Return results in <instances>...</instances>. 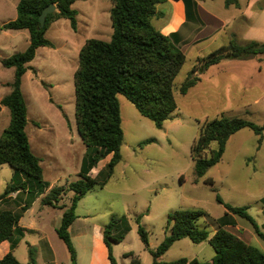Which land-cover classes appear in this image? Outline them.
<instances>
[{
    "label": "rangeland",
    "instance_id": "374dc122",
    "mask_svg": "<svg viewBox=\"0 0 264 264\" xmlns=\"http://www.w3.org/2000/svg\"><path fill=\"white\" fill-rule=\"evenodd\" d=\"M17 2L0 0V26L16 17ZM224 2L203 0L202 6L220 13L225 10ZM71 7L76 11V30L70 27L66 18L52 21L45 33L52 47H37L21 78L20 88L27 108L25 131L32 152L40 159L43 181L49 186L35 199L27 192L23 193L27 198L22 205L30 203L23 211H20L22 205L17 207L12 194L0 199V212L4 209L20 212L19 226L27 228L16 247L15 254L20 262L28 261V247L33 246L36 249L35 264H43V259L37 257V249L43 245L44 239L52 244L57 264H71L54 227L60 223L62 211L69 206L73 191L65 190L56 207L43 204L42 199L50 188H67L70 182L79 178L86 147L75 125L73 73L78 64L79 49L85 40H109L112 33L108 0H76ZM222 13L227 17L232 14L231 11ZM151 23L155 25V22ZM257 24L264 37V14L258 17ZM220 40L218 35L215 43H221ZM28 42L26 30L0 29V61L24 50ZM192 57L188 52L174 79L176 109L162 128H156L140 115L123 95H117L123 131L121 159L105 184L95 185L77 203V218L68 229L76 252V264H89L94 244L95 264L105 263L98 238L102 237V228L112 216L125 218V221L118 220L112 231L113 235L123 236L118 242H110L116 264H132V257L139 264H151L152 257L139 238L138 225L147 231L149 248H155L169 233L168 215L175 210L200 211L196 224L209 235L222 227L264 251V241L254 232L252 225L224 206L244 207L264 233V130L259 147L257 136L248 128L232 134L219 162L210 166L201 177L196 176L190 157L191 144L204 120L225 115L244 118L258 125L264 123V98L258 97L261 89L228 97L206 76L185 94H180L178 87L195 64ZM13 73V67H3L0 62V101L11 90ZM255 74L258 87L264 88V66L260 71L256 67ZM255 97L258 104L240 111H227L231 103L236 106L246 100L253 101ZM258 106L262 112L258 111ZM9 119L8 107L0 103V135L8 126ZM146 139H154V142L139 146ZM210 146L214 148L215 144ZM109 158L107 155L100 160L91 169L90 176L95 177L103 170ZM12 174L10 166H0V196L12 182ZM24 184L30 188L32 196L37 192L34 182L26 179ZM217 195L222 203L217 201ZM30 228L33 230L29 231ZM128 252L131 255L126 256ZM213 255L214 250L206 241L193 243L183 238L175 241L160 261L163 264H173L179 258L209 261Z\"/></svg>",
    "mask_w": 264,
    "mask_h": 264
},
{
    "label": "trees",
    "instance_id": "16d2710c",
    "mask_svg": "<svg viewBox=\"0 0 264 264\" xmlns=\"http://www.w3.org/2000/svg\"><path fill=\"white\" fill-rule=\"evenodd\" d=\"M76 0H18L16 17L3 23L1 30H26L28 45L22 51L15 52L1 59L3 67L14 68L11 90L0 101L8 107L10 119L8 126L0 135V166L7 164L13 169L12 182L8 184L0 199L11 192H27L33 199L44 193L49 184L43 181L40 159L29 144L25 131L27 108L21 92V78L26 72V64L35 55L40 46L52 47L45 37L49 24L61 17L69 20L70 27L76 30V11L71 7ZM111 4L109 13L112 33L109 40L88 38L78 52V64L73 73L74 119L77 133L86 147L85 157L79 170V178L68 184V187L55 186L49 189L42 199L43 204L56 207L58 198L65 190L73 191L70 204L62 211L61 222L55 229L58 238L63 242L71 264H76V252L69 234V227L77 218L75 209L78 201L95 185L105 184L116 164L121 159L120 147L123 131L117 95H123L140 115L150 120L156 128H162L176 109L173 94V82L185 62L183 52L171 39L164 35L152 23L153 18L160 16L156 5L167 0H108ZM188 2V0H183ZM50 3L56 10L48 13L43 26H40L39 15ZM238 5L237 0H225V5ZM256 55L264 56V42L251 40L243 45L230 42L198 59V63L188 72L185 80L178 87L180 94H185L199 80L198 74L209 66L223 59L247 58ZM248 128L257 136V147L263 137L264 123L258 125L253 121L220 115L202 121L198 126L196 138L190 147L197 177L221 159L229 137L241 129ZM154 142L146 139L139 146ZM214 143L215 147L211 148ZM110 155L108 162L95 177L90 171L97 163ZM26 179L34 182L37 192L32 196L30 188L25 187ZM16 195V197H17ZM218 202L222 203L219 196ZM264 202V198L262 199ZM26 203L20 211L28 208ZM231 213L245 218L254 232L264 241L255 220L244 207L224 204ZM201 215L197 210H175L168 215L169 233L155 247L149 248L147 231L138 225L137 232L145 248L152 257L151 264H163L161 256L175 242L183 238L193 243L206 241L214 250L209 261L196 258H179L173 264H264V251L243 241L233 233L219 227L214 234L199 228L196 224ZM20 212L2 210L0 212V242L10 241L9 251L0 259V264H21L14 256L13 249L23 237L25 228L19 226ZM118 220L112 216L102 228V241L107 248L110 264H116L110 242H118L122 235L112 234ZM131 255L130 252L125 253ZM36 249L28 247L29 263L35 264ZM132 264H139L134 257Z\"/></svg>",
    "mask_w": 264,
    "mask_h": 264
},
{
    "label": "crops",
    "instance_id": "0c3cea01",
    "mask_svg": "<svg viewBox=\"0 0 264 264\" xmlns=\"http://www.w3.org/2000/svg\"><path fill=\"white\" fill-rule=\"evenodd\" d=\"M202 2L203 0H188V2H184L183 0H167L156 5V9L160 11L161 14L157 18L151 20V22H155L154 26L159 29L162 34L171 35V39L181 52H183L185 58L188 52H190V55L193 56L192 58L195 61L193 66H195L198 63V59L205 54L227 45L230 42H235L240 45L251 40L261 43L264 42V37L260 32L261 27L259 28L257 24L258 17L264 14V0H237V6L234 4L226 6L224 2L223 6L225 10L220 13L206 7L204 8ZM230 11L232 13L230 17L222 15L224 14L222 12L230 13ZM262 26L264 27V24ZM218 35L221 36V43L216 44L215 41H217ZM262 66H264L263 55L240 59H223L198 74L199 80L196 83L200 82L202 77L204 78L207 76L209 82L212 83L216 89H222L224 94L228 97L232 94L241 96L259 88L258 90H261L259 91L258 97L263 99L264 88L261 86L258 87L255 82L256 67L260 71ZM257 101L258 98L255 97L253 101L246 100L240 105L234 106V104L231 103L227 111H240L244 107L258 104ZM261 110L262 109L258 106V111L260 112ZM23 193L25 192H20L18 195L17 192L10 193L13 195L12 198L14 202L18 203L17 207L22 205L25 197L27 198V195ZM22 194L23 197H21ZM58 226L54 227V231ZM25 229L27 230V228ZM28 230L32 231L33 229L30 228ZM22 238L13 249V254L16 259V247L20 244ZM98 239L99 247L103 251V256L105 257L104 264H110L107 260V250L103 244L102 237L99 236ZM94 246L88 259L89 264H95ZM9 249L10 241L4 240L0 242V259ZM37 257L43 259V264H57L56 253L48 240L43 239V245L38 246ZM21 264H30L29 259L27 262H22Z\"/></svg>",
    "mask_w": 264,
    "mask_h": 264
},
{
    "label": "water",
    "instance_id": "95a60500",
    "mask_svg": "<svg viewBox=\"0 0 264 264\" xmlns=\"http://www.w3.org/2000/svg\"><path fill=\"white\" fill-rule=\"evenodd\" d=\"M56 10V6L53 3H50L48 6L44 7L39 15L40 26L44 25L45 17L48 13H51Z\"/></svg>",
    "mask_w": 264,
    "mask_h": 264
}]
</instances>
